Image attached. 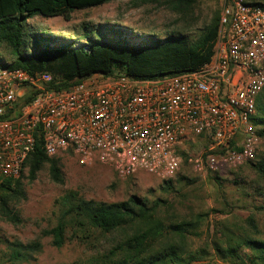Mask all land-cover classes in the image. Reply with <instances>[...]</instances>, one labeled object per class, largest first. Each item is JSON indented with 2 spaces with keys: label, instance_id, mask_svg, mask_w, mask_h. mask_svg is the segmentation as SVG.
<instances>
[{
  "label": "built area",
  "instance_id": "obj_1",
  "mask_svg": "<svg viewBox=\"0 0 264 264\" xmlns=\"http://www.w3.org/2000/svg\"><path fill=\"white\" fill-rule=\"evenodd\" d=\"M47 70L0 65V179H18L36 145L48 156L99 160L119 178L143 170L173 178L191 139L207 138L209 154L189 162L217 170L255 156L252 118L264 91V6L227 0L209 62L160 78L94 73L55 89ZM35 97L18 102L29 93Z\"/></svg>",
  "mask_w": 264,
  "mask_h": 264
},
{
  "label": "rangeland",
  "instance_id": "obj_2",
  "mask_svg": "<svg viewBox=\"0 0 264 264\" xmlns=\"http://www.w3.org/2000/svg\"><path fill=\"white\" fill-rule=\"evenodd\" d=\"M178 1L113 0L75 10L70 20L62 16L36 15L29 23L37 32L45 31L53 38L70 41H83L86 30L97 35V27L107 25L128 29L139 36L163 39L175 34L195 41L220 17L227 2L195 0L190 5H181ZM1 59L10 63L12 57L4 53ZM261 97L264 100V91ZM259 138L255 156L241 164H221L214 170L206 159L203 165L197 166L184 158L176 175L167 179L172 180L170 189L164 188L169 186L166 179L146 171L119 178L111 166L99 160L82 165L72 153L57 155L62 157L64 182L52 179L48 165L34 180L28 178L25 167L26 198L14 205L21 221L14 223L0 214V264H102L108 260L119 240L117 234L69 228L62 246H56L53 236L46 234L56 226L65 206L64 197L69 192L104 202L126 200L131 195L150 202L165 199L170 207L161 208L159 213L167 222L193 221L202 214L198 234L189 235L188 239L189 249L201 257L192 264H232L215 251L214 241L224 245L233 232L242 233L249 227L250 216L264 237V212L257 209L264 205V177L254 165L264 160V137L259 135ZM209 144L207 138H196L185 146L196 159L209 154ZM34 242L38 246L32 244ZM240 250L249 252L247 247Z\"/></svg>",
  "mask_w": 264,
  "mask_h": 264
},
{
  "label": "trees",
  "instance_id": "obj_3",
  "mask_svg": "<svg viewBox=\"0 0 264 264\" xmlns=\"http://www.w3.org/2000/svg\"><path fill=\"white\" fill-rule=\"evenodd\" d=\"M110 1L113 0H0V65L50 71L55 76L51 87L63 89L97 72L141 79L160 78L197 70L211 60L219 35L220 17H216L195 41L175 34L163 39L139 36L115 25L97 27V35L86 30L83 41H70L53 38L45 31L37 32L29 23L36 15L62 16L70 20L75 10ZM194 1L178 2L190 5ZM252 1L264 6L263 0ZM4 53L12 57L10 63L1 59ZM36 94V91H30L18 105L28 103ZM261 95L252 120L257 133L264 137ZM182 154L187 160L189 154ZM46 165L54 181L64 182L62 157L48 156L40 140L25 163L28 178L34 180ZM254 165L264 177V160ZM24 177L23 172L18 179H0V214L14 223L21 221L14 205L26 198ZM216 179L219 181L218 177ZM170 181H166L170 187L165 189L171 188ZM64 201L56 226L46 231L53 236L56 246L64 244L69 228L80 232L95 229L119 235L111 256L102 264H192L201 258L189 249L188 239L189 235L198 234L202 214L193 221L167 222L159 213L161 208L170 207L167 200L150 202L136 195L122 201L104 202L69 192ZM257 209L264 212V205ZM248 226L240 234L232 231L224 245L214 241L215 251L232 264H264L262 231L251 216ZM32 244L38 246L36 242ZM242 247H247L249 252L242 253Z\"/></svg>",
  "mask_w": 264,
  "mask_h": 264
}]
</instances>
